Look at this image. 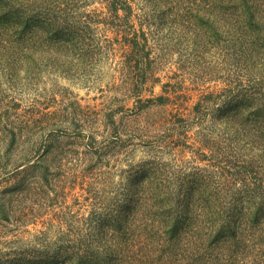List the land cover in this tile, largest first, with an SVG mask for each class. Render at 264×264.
<instances>
[{"label":"trees","instance_id":"obj_1","mask_svg":"<svg viewBox=\"0 0 264 264\" xmlns=\"http://www.w3.org/2000/svg\"><path fill=\"white\" fill-rule=\"evenodd\" d=\"M98 1L106 12L87 11L93 0H0V70L25 80L49 70L111 81L141 103L157 58L171 52L158 43L161 55H151L147 35L131 23L130 0ZM143 1L152 10L140 21L156 35L165 32L162 43L174 42L179 69L195 81L223 76L226 85L236 83L201 94L186 116L176 111L159 123L178 136L194 130L197 150L209 152H199L202 159L214 162L189 166L175 158L181 140L154 136L142 143L152 154L130 165L121 192L113 193L105 155L131 137L114 110L101 117L77 104L68 112L79 117L71 129L55 111L30 122L0 109V185L9 183L0 190V218H11L1 201L42 191L41 183L51 188L67 170L81 183L90 179L93 193L87 214L65 206L52 231L1 247L0 264H264V0ZM181 97L147 102L174 105ZM60 137L80 139L83 155L54 148Z\"/></svg>","mask_w":264,"mask_h":264},{"label":"rangeland","instance_id":"obj_2","mask_svg":"<svg viewBox=\"0 0 264 264\" xmlns=\"http://www.w3.org/2000/svg\"><path fill=\"white\" fill-rule=\"evenodd\" d=\"M130 4L132 8L131 23L137 31L141 30L147 35L151 55L155 57L161 55V45L166 46V51L171 52L168 56L165 55L164 59L157 58L154 78L147 80L140 92L141 103L134 96L127 97V92L122 91V88L113 90L111 81L102 84L91 80L85 82L80 78L63 76L49 70L38 73L36 79L35 77L32 79L31 75L25 80L22 79V74L9 78L0 70V109H6L12 113V116L8 115L9 119H25L31 122L36 118H41L46 112L55 111L65 115L60 118L63 126L76 129V125L70 120L76 119L77 121L79 117L68 112L77 104L84 111H100L101 117L106 111L114 110L113 116L116 123L119 124V129L121 130L125 126L127 134L131 137H128L130 141L126 144L115 146L113 143L105 155L107 161L105 168L110 171V187L114 191L113 193L121 192V186L125 182V171L129 169L130 165L152 154L148 151L150 146L142 143L153 140L154 136L158 138L159 142L162 134H169L167 140H181L180 144L174 148L175 158L179 159L180 162H188L189 166L202 167L214 162V160L202 159L204 156L199 152H204L206 155H209V152L197 150L198 142H196L194 130H189L186 134L178 136L176 132L170 129L165 130L163 127L160 129L159 123L162 122L163 118H170L171 114L176 111L186 116L199 100L201 94L213 93L215 95L223 87L234 88L236 84L232 82L231 85H226L222 81L223 76L221 78L215 77L214 80L195 81L188 72L179 69L176 63L179 55L175 50L174 42L163 40L162 43L161 39H164L165 32L156 35L154 26L148 28L147 25L143 24L144 22L140 21L142 13H151V5L143 0H130ZM86 10L106 12L107 8L104 3L93 0V3L89 4ZM101 27L108 36H115L114 32L107 30L105 24H101ZM118 39L119 42L116 47L122 44V37L118 36ZM243 82L247 83L246 80ZM180 94L184 97L176 100L174 105H161L157 104V101L154 104L147 102V99L155 100L159 96L173 99ZM14 113L17 118L14 117ZM42 120H45L44 116ZM81 128L88 131V127L84 123H82ZM101 130L108 132L109 127L102 126ZM60 138V141L53 145L54 148L64 147L80 156L85 152V147L80 145V139ZM98 138L100 139V137ZM0 150L2 149L0 148ZM163 158L167 160L168 155L164 153ZM3 159L2 157L1 163ZM54 161H56L54 155H50L48 162L52 164ZM66 166L73 167L68 162ZM178 168H181V164L178 165ZM71 173L69 170L65 171L63 173L65 177L64 175L60 176L55 185L51 184V188L41 183L44 189L42 191H31L27 195L13 197L6 204L1 201L4 204V211L11 218L9 222L0 218V248L7 247L14 241L17 245H20L18 244L20 242L26 243L39 231H52L59 222L57 215L60 211L66 210L65 206H69L72 212L88 213L93 200V193L88 190L91 188L87 183L90 179L86 178V181L81 183L80 177L78 176L75 180ZM12 181L11 179L10 183ZM7 185L9 183L3 182L0 185V190ZM62 190L66 192V199H63L64 191ZM49 198H54V200ZM23 213H27L24 218H22Z\"/></svg>","mask_w":264,"mask_h":264}]
</instances>
